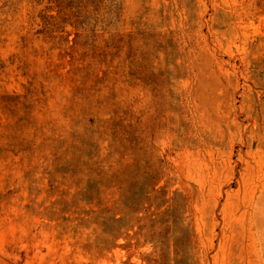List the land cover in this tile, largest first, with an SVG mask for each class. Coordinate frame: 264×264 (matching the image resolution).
Instances as JSON below:
<instances>
[{
    "label": "rangeland",
    "instance_id": "1",
    "mask_svg": "<svg viewBox=\"0 0 264 264\" xmlns=\"http://www.w3.org/2000/svg\"><path fill=\"white\" fill-rule=\"evenodd\" d=\"M0 264H264V0H0Z\"/></svg>",
    "mask_w": 264,
    "mask_h": 264
}]
</instances>
